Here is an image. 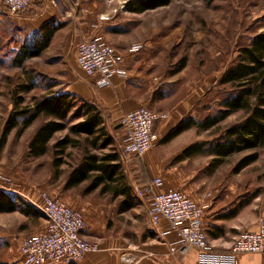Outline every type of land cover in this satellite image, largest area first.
<instances>
[{"label":"rangeland","instance_id":"obj_1","mask_svg":"<svg viewBox=\"0 0 264 264\" xmlns=\"http://www.w3.org/2000/svg\"><path fill=\"white\" fill-rule=\"evenodd\" d=\"M134 1L63 0L60 7L72 11L66 16L68 21H74L83 10L103 15V22L107 24L103 28L104 34L114 32L113 36L124 48L141 43L143 49L137 57L138 68L155 83L157 95L162 97V108L169 109L176 103L185 102L192 106L190 115L197 121L215 116L226 97L223 87L219 85L221 77L237 60L239 49L247 46L255 35L264 32L260 21L264 16V0H173L168 6L141 14L129 12L128 6ZM37 5L34 3L25 11L13 15L0 0V139L14 111L15 93L20 85L30 83L29 76L35 78L37 88L30 94H20L26 100L23 107L31 105L34 97L65 91L69 84L71 59L78 45L74 24H64L63 29L54 35L50 48L40 57L29 60L24 69L13 64L14 51L27 39L33 38L34 29L31 26L38 24L35 15L45 8L41 2V7ZM24 18H32L35 22L28 20L26 24H21ZM183 64L185 68L178 72ZM48 83L57 86L46 90ZM244 119L245 113L240 111L209 130L198 129L197 140L202 144L221 141L230 127ZM45 121L41 117L23 134L19 135L17 128L8 136L5 147L0 150V189L22 182L40 184L50 179L53 150L39 160L32 158L28 151V139ZM77 123L56 134L52 141L54 145L70 137L81 142L78 147L68 146L65 171L84 156L85 136L70 132V127ZM107 132L115 138L114 147L122 156L126 185L134 196L142 197L146 186L140 182L139 175L143 172L140 168L138 172L133 170L134 164H140V157L124 152L115 128L108 126ZM93 152L100 156L113 153L111 149ZM254 154L258 156L257 160L242 168L244 160ZM213 159L208 154L199 158L204 167L201 176L206 183L217 187L219 193H229L243 203L257 198V211L264 213V147L233 154L218 167L213 164ZM98 191L96 197L103 202V193ZM107 201L115 203L114 199ZM116 217L117 227L114 226L115 220L114 223L110 222L115 237L119 236L125 243L136 241V230L126 224L128 216L122 218L115 215L114 219ZM9 250V247L0 249V264H17V256L14 255L11 260L6 258ZM126 253L129 254V249L123 251L122 255Z\"/></svg>","mask_w":264,"mask_h":264},{"label":"crops","instance_id":"obj_2","mask_svg":"<svg viewBox=\"0 0 264 264\" xmlns=\"http://www.w3.org/2000/svg\"><path fill=\"white\" fill-rule=\"evenodd\" d=\"M62 1H37L38 7H41L39 5L41 2L45 8L36 13L35 17L38 24L32 25L31 28L37 31L51 20L59 21L67 24V26L74 24L76 29L75 39L78 44L83 40L94 38H99L111 44L125 55L123 68L126 72L125 76H114L111 87H99L97 86V77H88L81 71L76 49L71 59L72 70H69L71 72V75L68 76L70 79L69 84L64 92L74 93L80 98L95 104L104 116L106 126H112L118 131L119 141L121 142L124 140L126 132L120 125H122L121 122L127 114L148 107L156 113L166 114L167 117L156 124V132L159 136L157 145L140 158L139 165H133L135 172H138L139 168L143 172L142 175H139V179L141 183L145 184L146 190L142 192V197L133 195L130 209L125 212L120 209L126 200L124 195H116L112 191L103 192L102 186L95 190H89L92 179L85 180L77 186H68L71 172L80 164L83 158L73 165L70 170L65 171L64 165L66 164L67 155L64 156V163L57 175L53 156V172L48 182H40V184L22 182L13 187L2 189L9 193L14 201L17 202L21 199L29 204L31 215L27 216L20 210L11 213H0V249L9 247L10 250L5 254L6 258L11 260L15 255V257H18L15 259L16 263L22 264L20 261L22 242L30 236L43 233L48 227V220L41 211L42 193L47 192L52 197L62 200L68 206L83 214L87 222V229L83 232V237L89 242L99 243L102 248V251L88 254L78 262L63 261L49 264H121L122 258L126 256L131 258L132 264H201L203 251L189 249L186 253L180 252L176 234L171 231L169 223L163 220L158 227H155L149 219L148 210L152 194L177 190L186 194L198 204L207 206L204 228L210 246L208 253L211 261L209 264H234L231 257V248L236 238L242 232L257 230L260 221L263 219V211H257L258 205L255 201L258 199L256 198L250 203H243L241 199L233 198L229 193H219L217 187L206 183L201 176L204 167L199 161V158L204 154H195L190 157L183 156V152L187 148L199 144L196 137L198 128L192 127L175 138L165 141L178 124L187 118L193 117L192 114L190 115L192 106L189 103L179 102L172 108H162V97L157 95L155 83H152L146 74L139 71V62L137 61L139 53L133 54L130 52V47L133 44L128 48H124L120 41L113 36L114 32L104 34L103 28L107 24L103 22V15H98L95 12L83 10L74 21H68L66 16L72 11L63 10V7H60ZM28 20L30 19L24 18L20 22L26 24L25 21ZM30 21L35 22L32 18ZM1 22L2 19H0V24ZM32 22H29V24ZM38 128L28 139V151L29 143ZM56 134L49 143L47 154L40 157H31L39 160L48 155L51 149L54 155V145L58 141L54 145H52V141ZM113 141L116 142L115 138H113ZM119 155V163L122 165V156ZM121 175L124 177L123 168ZM157 178L162 179V185L153 186L151 190L150 187ZM51 180L52 182H50ZM98 190L103 193V202L96 197ZM108 199H114L115 203L108 202ZM118 200H120V203H118ZM115 215L122 218L128 216L127 220H130V222L126 220V224H130L136 230V241L125 243L119 236L115 237L113 225L110 224L113 220H115V223L113 222L114 226L118 224V217L114 219ZM161 233H165V235L161 236ZM173 247L177 249L175 253H172ZM128 249L129 254L122 255V252ZM237 261L238 264H264V254L240 255Z\"/></svg>","mask_w":264,"mask_h":264},{"label":"trees","instance_id":"obj_3","mask_svg":"<svg viewBox=\"0 0 264 264\" xmlns=\"http://www.w3.org/2000/svg\"><path fill=\"white\" fill-rule=\"evenodd\" d=\"M173 0H135L129 4V12L141 14L171 4ZM264 27V16L261 18ZM64 27L63 23L51 20L39 30L34 31L33 38L27 39L17 51H14L13 64L18 68H25V64L40 57L46 51L56 32ZM117 32V31H115ZM185 68L183 64L178 72ZM30 83L18 87L14 99V111L9 117L2 137L0 150L8 140L10 133L18 128L19 135L23 134L38 119L44 117L46 121L38 128L29 143V154L40 157L47 154L49 143L56 133L66 130L71 124L70 132L76 136H85L84 157L80 164L70 174L68 186H77L85 180L92 179L89 190L102 186V191H112L116 195H124L125 202L121 211L132 207L133 193L126 185L121 175L122 165L120 155L114 147L113 138L107 132L105 118L100 109L71 92L57 91L41 97L32 98V104L23 107L26 100L20 94H30L37 88L34 77L29 76ZM226 95L217 114L203 121L192 117L183 120L167 136L169 141L185 130L197 127L209 130L231 115L243 111L245 119L230 127L221 141L215 143L195 144L183 152L184 157L195 154H208L214 157L215 167L233 154L255 150L264 147V32L255 35L250 43L239 49V56L235 63L223 74L219 81ZM57 85L48 83L46 90H52ZM79 140L65 137L54 145V167L56 174L64 163L68 146L78 147ZM111 149L113 153L100 156L93 151ZM256 154L248 157L242 163V168L255 162ZM30 205L23 200L14 201L9 193L0 189V213H11L20 210L30 216ZM206 233V230L204 228ZM207 234V233H206Z\"/></svg>","mask_w":264,"mask_h":264},{"label":"built area","instance_id":"obj_4","mask_svg":"<svg viewBox=\"0 0 264 264\" xmlns=\"http://www.w3.org/2000/svg\"><path fill=\"white\" fill-rule=\"evenodd\" d=\"M38 0H3L6 9L13 15L19 14L31 7ZM78 2L79 0H73ZM143 49L141 43L130 47L133 54ZM77 60L81 71L88 77H97V86L111 87L114 76H125L123 68L125 55L111 44L99 38L86 39L77 46ZM148 107H143L127 114L121 124L126 132L122 141L124 152L130 156L143 157L159 142L156 132L158 121L166 118ZM162 179L153 181V186H161ZM206 205L198 204L186 194L169 190L163 193H153L148 210L151 224L158 227L163 220L170 225L176 234L180 252L189 249L203 251L201 264H209L210 246L204 231ZM41 211L48 220L46 230L26 238L20 248L22 264H49L63 261L78 262L86 255L98 253L102 248L98 243H92L83 237L87 222L83 214L68 206L62 200L52 197L47 192L42 193ZM165 233H161L164 236ZM177 251L172 248V253ZM244 254H264V218L255 231L242 232L231 248L234 264ZM121 264H132L129 256L123 257Z\"/></svg>","mask_w":264,"mask_h":264},{"label":"water","instance_id":"obj_5","mask_svg":"<svg viewBox=\"0 0 264 264\" xmlns=\"http://www.w3.org/2000/svg\"><path fill=\"white\" fill-rule=\"evenodd\" d=\"M120 126H122V125H120Z\"/></svg>","mask_w":264,"mask_h":264}]
</instances>
